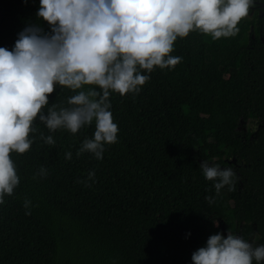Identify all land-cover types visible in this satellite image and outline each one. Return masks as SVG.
Returning a JSON list of instances; mask_svg holds the SVG:
<instances>
[{"label":"trees","instance_id":"16d2710c","mask_svg":"<svg viewBox=\"0 0 264 264\" xmlns=\"http://www.w3.org/2000/svg\"><path fill=\"white\" fill-rule=\"evenodd\" d=\"M37 7L0 0V46L10 49L26 24L47 30ZM237 27L226 38L178 37L179 63L154 67L135 95L112 93L119 131L100 160L76 155L94 124L56 130L48 145L36 121L29 150L10 154L20 183L0 205V264H192L191 253L228 228L264 243V0ZM71 94L58 87L49 102ZM201 160L231 165L232 190L217 195Z\"/></svg>","mask_w":264,"mask_h":264},{"label":"clouds","instance_id":"9594fccd","mask_svg":"<svg viewBox=\"0 0 264 264\" xmlns=\"http://www.w3.org/2000/svg\"><path fill=\"white\" fill-rule=\"evenodd\" d=\"M256 0H38L35 16L47 23L26 24L7 48L0 46V205L20 183L11 153L29 150L37 133L35 122L48 130L39 133L54 145L51 133L76 134L93 125L76 155L89 153L102 159L106 144L117 141L119 131L111 112L112 93H139L154 67L171 69L181 61L171 55L174 41L198 30L212 39L234 36L239 21ZM58 87L72 94L49 102ZM65 159L72 153L65 152ZM225 162L201 160L206 180L216 194L236 182ZM41 176L46 170L39 169ZM94 173L88 172V179ZM212 203L214 197H206ZM25 199V214H30ZM213 226L218 221L211 217ZM192 264H262L264 243L225 230L210 234L191 253Z\"/></svg>","mask_w":264,"mask_h":264},{"label":"rangeland","instance_id":"374dc122","mask_svg":"<svg viewBox=\"0 0 264 264\" xmlns=\"http://www.w3.org/2000/svg\"><path fill=\"white\" fill-rule=\"evenodd\" d=\"M248 125H249V123H248Z\"/></svg>","mask_w":264,"mask_h":264}]
</instances>
